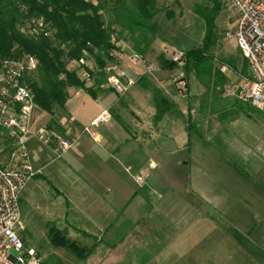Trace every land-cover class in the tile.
I'll return each instance as SVG.
<instances>
[{
  "label": "rangeland",
  "instance_id": "obj_1",
  "mask_svg": "<svg viewBox=\"0 0 264 264\" xmlns=\"http://www.w3.org/2000/svg\"><path fill=\"white\" fill-rule=\"evenodd\" d=\"M222 1L226 7L219 12L215 20L217 41L211 49V54L230 81L226 86L214 92L206 87L205 83L191 78V92L186 96H182L177 86L171 81L172 94L179 99L177 103L184 110L185 116H190L192 119L191 125L195 129L190 131V135L194 150H197L199 142L204 140L207 143H203L210 151H213L217 145L221 147V156L218 159L219 171L224 177L225 175L228 177L229 172L234 173L235 183L233 184L245 195L247 193L246 197L243 194L242 199H238L240 205L237 207L239 211L236 216L254 218L255 226L258 227H255L252 236L256 238L255 242L260 247L252 249L254 252L252 256L256 264H264V198H260L264 188V113L249 104L237 102L234 97L226 96L228 90L237 92L244 78L234 72L228 62L235 59L238 71H241L244 58L233 36L237 30L238 14L227 0ZM209 4L210 0H158L159 7L163 8V12L158 17L159 40L145 56L146 60L158 63L156 57L160 52H165L167 57H170L175 51L186 52L201 47L206 24L194 12V7L196 5L208 7ZM165 10L172 12V18L169 19L166 16ZM105 16L107 20L110 19L108 14ZM229 34L232 37H228ZM118 46L122 52L129 54L134 52L129 47H132V44L126 39H121ZM88 63L94 66L91 60ZM180 67L179 65L178 68L173 69L171 75L167 73L168 77L175 78L181 71ZM141 70L143 67L140 64L132 75H136ZM140 83L144 87L142 89L146 91L144 93L141 90L143 94L140 97V104L141 107L143 106V112L137 111L135 107L133 110L128 108L129 111L121 108V112L129 123V128L132 129L131 126H133L140 135L137 145L141 146L142 150H139V156H142L146 163L150 161L153 148L158 145V142L162 144L163 138L160 141L156 138V125L153 121L155 106L151 99L149 86L146 87L147 84L143 81ZM150 83L152 85V82ZM81 94V96H74L80 97L76 106L83 109L86 101L91 98L83 94V91ZM187 110L189 114L186 113ZM64 114V110H60L52 118L39 109L36 121L38 125L53 124L56 126ZM135 118L143 120L142 125L135 127L134 124L138 123ZM166 119L178 120L180 118L176 113H172ZM165 133L167 132H162V134ZM28 146L32 161L33 153L30 144ZM237 148L253 153L256 164H242L238 161L239 159L233 153ZM155 153L153 157L160 160L159 155ZM53 154L51 152L50 155L48 154L50 160L58 157L56 153ZM184 155L185 153L180 157L169 156L166 158L167 164L152 170L147 166L148 169L141 173L140 170L138 171V164L124 156L117 155L121 165H118L119 173L115 176L118 179L113 184L115 189L112 188L110 193L113 194L114 207L117 210L113 212L112 217H107L106 221L96 222L94 217H65L66 200L58 195L55 185L61 183L63 175L54 171L52 173L53 184L38 175L35 178L39 184L36 189H33L31 196L25 195L24 192L22 194L20 200L22 227L18 230V234L27 248H33L38 253L44 264H154L153 245L151 242L149 246L148 242L146 244V241L152 238V233L139 234L140 230L131 223L134 217H189L191 213L193 215L196 213L185 210L186 200L189 199L186 191L189 173L183 164H178L179 159ZM128 166H131V171L127 170ZM241 172L246 176L242 175L238 181L235 175H240ZM140 174L144 178L142 181L137 179ZM81 176L85 175L81 173ZM120 186L124 187H122V193H120ZM237 194L242 196L241 193ZM262 195L264 197V193ZM80 208L78 206L79 210ZM75 210L78 212L73 206L72 213ZM74 218L80 221L79 224H82L85 229H92V232L78 228L76 223H72ZM92 223L100 226L102 237L94 235ZM50 228L60 231L68 241L75 244V249L70 250L55 245L48 237ZM110 246L116 247L111 248Z\"/></svg>",
  "mask_w": 264,
  "mask_h": 264
},
{
  "label": "crops",
  "instance_id": "obj_2",
  "mask_svg": "<svg viewBox=\"0 0 264 264\" xmlns=\"http://www.w3.org/2000/svg\"><path fill=\"white\" fill-rule=\"evenodd\" d=\"M158 40L159 35L155 42ZM129 47L133 50L131 46ZM156 60L158 61V56ZM171 72L172 70L161 69L154 75L145 76L144 80L152 82L170 100L178 102L179 99L172 94L173 79L167 75V73L171 75ZM103 85L99 89L95 88L97 90L94 93L83 92L91 98L86 101L83 109L76 106L80 98L74 96L76 89L70 91L64 117L56 126L68 139L76 140L74 150L61 158L50 160L48 154L50 155V152L55 154V151L40 142L35 133L28 142L33 153L30 161L34 169L40 171L39 175L52 184L54 171L63 175L61 183L55 185L58 195L66 200L65 217H94L96 222L106 221L107 217H112L117 208L114 207L113 194L110 193L112 188L115 189L113 184L118 180L115 176L119 173L118 165H121L117 155L138 164V171L141 173L145 169H158L167 164L166 158L169 156L180 157L185 153L178 161V164H183L189 173L186 183L189 199L186 200L185 210L196 213L194 215L191 213L189 217H134L131 223L140 230L139 234L152 233V240L146 241V244L148 242L149 246L151 242L153 245L154 264H256L252 249H258L260 246L256 244V238L252 235L258 226H255L253 217L236 216L239 211L237 207L240 205L238 199H242L243 194L246 197L247 193L245 195L233 184L234 173L229 172V176L224 177L219 171L221 147L217 145L210 151L203 143H207L204 140L200 141L197 150H194L190 132L186 130L183 119L165 118L156 125V138L158 141L163 138V142L162 144L158 142L151 153L149 152L152 156L146 164L143 157L139 156V150H142V147L137 145L140 135L133 126L132 129L129 128V123L121 112L122 109L133 110L134 107L137 111L143 112L140 97L142 92L146 91L142 89L144 88L142 83L139 82L121 98L114 90ZM73 101L75 103H72ZM180 109L184 112L182 108ZM154 110L156 113V109ZM105 111H108L109 117L93 125ZM135 119L138 122L134 124L135 127L142 125L143 120ZM85 127H89L90 133L94 136L85 132ZM165 131L167 133L162 134ZM154 153L159 155L160 160L153 157ZM233 153L242 164H256L255 155L251 152L237 148ZM81 173L85 176L82 177ZM239 174L235 175L238 181L242 175L246 176L243 172ZM38 184L37 178L33 179L24 194L31 196ZM122 187L120 186V193L124 188ZM262 191L261 199L264 198L262 195L264 188ZM237 193H241L242 196ZM73 206L78 212L75 210L72 213ZM78 206L81 207L80 210ZM72 223H76L75 225L84 231L92 232V229H85L79 224L80 221L76 218ZM93 229L95 236L102 237L99 225L93 224Z\"/></svg>",
  "mask_w": 264,
  "mask_h": 264
},
{
  "label": "trees",
  "instance_id": "obj_3",
  "mask_svg": "<svg viewBox=\"0 0 264 264\" xmlns=\"http://www.w3.org/2000/svg\"><path fill=\"white\" fill-rule=\"evenodd\" d=\"M225 7L222 0H210L208 7H194V12L204 20L206 28L202 46L184 52L182 58L181 69L187 81L188 95L191 78L205 83L214 92L230 81L211 54L217 41L215 20ZM165 11L166 16L172 18V12ZM162 12L158 0H0V60L24 54L38 59L31 81L35 102L41 111L53 118L57 112L66 109L72 89L94 93L106 83L105 69L115 62L111 55L121 52L118 46L121 39L130 41L133 51L145 57L158 37V17ZM106 14L110 16L109 20ZM39 21L52 32L50 36L27 32L33 22ZM82 58L94 63L92 68L87 67L93 77L91 85L83 82L71 65L73 59ZM228 63L239 76H249L245 59L241 71H238L235 59ZM158 64L165 70L178 68L165 52L159 53ZM142 81L147 84L144 86H149L152 94L156 109L155 125L176 113L183 119L187 131L195 129L191 125V117L185 116L177 102L170 100L144 77L139 80ZM188 110L187 114L190 113ZM50 126L61 131L53 124ZM48 237L57 246L75 249V244L57 229L50 228Z\"/></svg>",
  "mask_w": 264,
  "mask_h": 264
},
{
  "label": "built area",
  "instance_id": "obj_4",
  "mask_svg": "<svg viewBox=\"0 0 264 264\" xmlns=\"http://www.w3.org/2000/svg\"><path fill=\"white\" fill-rule=\"evenodd\" d=\"M227 1L238 14L237 30L233 36L248 64L249 76L243 78L237 92L228 90L226 96L234 97L264 113V0ZM27 32L35 35L44 33L46 36L52 33L41 21L33 22ZM228 37L232 35L229 34ZM111 56L115 58V62L105 69L107 81L103 87L114 90L120 97L143 77L161 70L158 63L149 62L135 52H114ZM183 56V51H175L170 59L182 67ZM70 62L78 77L91 85L93 77L87 67L92 66L88 61L82 58ZM140 64L143 70L133 76V71ZM37 66L38 59L30 54L0 60V264H43L38 253L33 248H27L18 234L22 227V194L28 184L40 174L30 161V137L35 133L40 142L55 151L58 158L76 147V140L68 139L62 131L49 124H37L39 107L35 102L31 82ZM180 70L173 78V83L180 94L186 96L187 81L184 72ZM82 91L76 90L74 95L79 96ZM108 117L109 113L105 111L93 125ZM84 131L90 133L89 127H85ZM127 170L131 171V167H127ZM137 179L142 181L143 175H138Z\"/></svg>",
  "mask_w": 264,
  "mask_h": 264
}]
</instances>
